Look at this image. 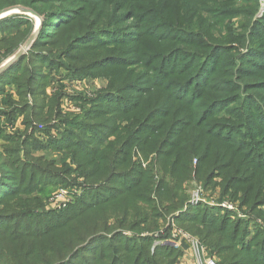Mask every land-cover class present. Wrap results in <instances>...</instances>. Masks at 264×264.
Returning a JSON list of instances; mask_svg holds the SVG:
<instances>
[{
  "label": "trees",
  "instance_id": "obj_1",
  "mask_svg": "<svg viewBox=\"0 0 264 264\" xmlns=\"http://www.w3.org/2000/svg\"><path fill=\"white\" fill-rule=\"evenodd\" d=\"M82 1L86 3L88 0ZM242 1L248 3L252 10L249 16L253 17L259 9V1ZM41 2L43 0H0V10L18 4L38 5V8ZM237 2L238 0H94V5L88 8L90 11L95 6L107 10L112 6H121L125 12L130 11L125 14L123 21L132 17L139 28L146 27L149 30L143 28L140 32L141 39L136 49L125 53L132 48L128 46L117 49L109 48L114 44L102 45L97 39L105 26L102 23L94 24L80 10L72 19H81L74 38H79L78 45L83 60L78 63L68 62V39L65 37L67 32H64L57 54L37 55L34 44L31 53L22 55L16 63L0 74V91L12 82L38 86L42 91L45 84L50 82V74L42 72L41 69L45 65L52 67L55 63L59 64V68L67 70L70 77L102 75L107 76L110 81L109 88L98 93L92 102V108H86L83 116L68 121V127L61 138H51L46 144L37 140L29 144L45 149H59L64 153L61 156L62 169L71 171V166L75 165L74 171L77 170L87 178L95 179L93 182L100 183L99 187L83 194L70 208L49 213L38 210L43 205L42 197L35 195L39 187L45 184L44 181L54 183L61 178L55 174L58 172L54 168V160L37 158V165L25 163L19 157L17 160H8L0 151V264H100L99 255H108L106 264H175L182 250L158 246L153 251L152 237L129 238L120 232H114L115 229L120 227L122 230L140 231L141 224L153 217L151 213H159V206L151 200L152 193L156 190L163 198L167 197L166 193H171L166 202L161 201L160 206L163 209L181 208L186 195L180 183L190 176L191 162L195 157L199 160L198 169L200 168L203 177L205 173L208 178L219 173L227 183L232 175L243 180L247 176L255 175L257 169L264 166V154L260 157L254 155L264 151V124L261 122L264 117V103L260 99L264 91V76H257L264 72V68H259L260 60L252 66L257 67L256 72L253 68L247 70L251 72V76H256L249 82L236 81L232 70L227 72L226 78H216L218 68L209 79L200 80L210 59L222 55L219 68L231 61L232 50L224 39H241V46H246V32L251 33V25L243 24L245 32L240 39L233 33L227 36L212 35L221 23L220 20L206 26L209 32L203 39L196 35L201 27L196 26L194 18L198 15L200 20L207 21L198 12L209 4L225 5V13L231 16ZM99 13L95 12L93 17ZM16 17L20 16L0 19V39L6 35L2 32L18 28L20 24L16 19L21 18ZM55 20L53 18L47 22L45 30L51 29V21ZM169 21L176 25L172 32L152 30L156 25L157 29L172 28ZM65 25L66 22H61L58 27ZM56 31L57 26L51 33ZM252 31L260 34L257 37L250 36L247 51H238L237 59L241 61L242 69L247 68L246 63L253 62L252 57L259 55L264 58V16L255 21ZM160 36L163 40L158 41ZM19 40L21 41L15 36L3 40L4 45L0 42V60L2 56L10 55L17 49ZM44 41L47 40L39 39V42ZM178 41L184 46H177ZM105 48L108 50L101 52ZM153 48L165 50L156 51ZM176 48H179V54L186 56L184 64L178 68L180 74L189 73L185 79L174 78L177 65L171 57L175 56ZM90 51L99 55L91 58L88 55ZM133 54L137 55L134 59H141L138 64L146 65L147 71L152 74L148 83L153 88L139 91L137 102L110 93L133 83L139 76L133 68H126L129 57ZM55 57L60 60L53 61ZM87 57L91 59L86 61ZM186 64L190 66L181 73L180 70ZM231 65L237 68L240 64L234 61ZM116 66L124 68L121 71L123 76L119 80L111 77L112 69ZM168 69L173 72L169 73ZM133 77L135 79L131 80ZM159 77H162V84H150ZM217 82L220 84L214 86L213 92L204 91ZM175 89L180 94L177 99H173L171 95ZM40 96L42 94L35 102L33 111L38 116H43L45 100ZM249 97L251 104L247 108ZM233 101L240 102L230 106ZM103 105L111 108L109 113L104 112ZM229 107L236 111L233 113L234 118H219V114L228 112ZM221 127L223 129L218 133ZM249 139L253 144L246 148ZM135 144L140 145L145 154L146 151H163L160 168L164 173L161 174L156 189L153 188V169L143 170L141 165L131 160ZM251 148L254 149L249 156ZM243 156H249L246 162H241ZM95 214L100 218L94 220ZM101 216L106 219L102 225H108L107 228H98ZM111 218L115 221V227L110 230L108 221ZM178 218L182 223H190V230L197 228V235V226L202 225L203 241L209 243L217 252L225 247L222 235L226 229L222 227V220L207 207L191 206L181 212ZM151 226L155 227V224ZM235 233L234 228L228 237L229 240L232 239L233 245H236L233 243ZM215 234L219 235L215 238V243L211 244L209 239ZM245 235L246 226L243 230V236ZM114 243L116 246L111 248ZM84 253H89L90 256ZM261 255H264V246L259 253L255 252L250 263L262 261Z\"/></svg>",
  "mask_w": 264,
  "mask_h": 264
},
{
  "label": "rangeland",
  "instance_id": "obj_2",
  "mask_svg": "<svg viewBox=\"0 0 264 264\" xmlns=\"http://www.w3.org/2000/svg\"><path fill=\"white\" fill-rule=\"evenodd\" d=\"M45 1L49 2L45 3ZM258 1L259 9L255 12L253 17L249 16V12L252 10L249 8L248 3L242 0H238L235 4L234 8L236 9L232 11L233 15L231 16L225 13L227 9L225 5L214 4L206 5L200 12H198V14H202L207 21L203 22V20L199 19L198 15L195 16L194 23L198 28L201 27V30L196 33V35L203 39H205V35L209 32L206 30V26L220 20H222L221 23L217 25L216 29L212 32V35L216 34L219 36L221 34L222 36H227L230 33H233L240 39V36H242L245 32L243 24L251 25V33L246 32V46H241V39H224L228 47L232 50L231 54L233 56L231 57V61L223 65L222 68H219V59L223 56L219 55L215 57V59H210L206 63L200 80L209 79L213 74H215L214 70L218 68L216 78H226L227 72L232 70L235 74V78H237L235 80L244 83L256 78V76H251V72H247V70L249 68H253V71L256 72L257 67L252 66L256 64L258 60L261 62L259 68H264V58L259 55L252 57L254 58L253 62L246 63L247 68L244 69L241 68V61L237 59L238 51L243 53L247 51L250 45V36L257 37V35L260 34L252 31V26L255 24V21L264 16V0ZM93 2L94 0H88L86 3L82 0H43L38 8H36L38 5L29 6L18 4L11 6L10 8H14V10L1 16L0 19L8 16H20L16 17L21 18L16 19L18 20L17 23L20 25H18L17 29L2 32L6 35L0 39V42L9 37L11 38L15 36L18 39H21V41L19 40L17 49L12 54L2 56L0 60V67L20 52L22 48H24L23 55L31 53L30 50L34 44H36L35 49L37 55L45 54V56H52L53 54H57L64 32H67L65 37L68 39V47L66 51L69 56L68 62L78 63L83 60L81 58L82 51L78 45L79 38H74L75 34L78 33L81 19H72L75 18L80 10H83L82 14L86 15V18L92 19L94 24L102 23V26H105L104 31H102L101 35L97 39L102 45L108 46L114 44L113 47L109 48L117 49L126 48L128 46L132 48L125 53L136 49L139 45L138 42L141 39L140 32H142L143 28L146 27L139 28L136 20L132 17H130L128 21H123L124 18H126L125 14L130 13V11L125 12V9L121 6H112L108 10L104 7L98 8L95 6L90 11L88 8L91 5H94ZM183 2H186V0H183ZM97 4H100V2ZM10 8L7 7L4 9L6 10ZM95 12L100 13L96 17H93ZM53 18L56 19L53 22L51 21L54 26L52 25L51 29L45 30V27L47 26L46 23L50 22ZM61 22H66V25L58 27ZM170 23L172 28L162 27L157 29L158 26L156 25L152 27V30H157L156 32H172L171 30L175 29L176 25L172 22ZM56 26L57 31L51 33ZM147 31L149 30L147 29ZM104 32L107 33L103 35ZM31 37H33V40L29 47H26L27 41ZM161 37L162 36L159 38ZM41 38L47 41L39 42V39ZM161 40H163V38L158 41ZM168 42H170V40ZM1 45H4V43L2 42ZM177 46L184 45L178 41ZM106 50H108V48H105L101 52H105ZM154 50L164 51L165 49L156 48ZM178 50L179 48L175 49V56L171 55V60L174 59L177 65V71L174 78L185 79L189 73L180 74L178 72V68L184 64V58L186 56L183 57L182 54L178 53ZM0 51H2V49ZM88 55H91V58H93L95 55L99 54L97 52L90 51ZM21 57L22 55L18 59ZM136 57V54L130 55V59L127 63L128 66L126 68H133L139 76L136 79L135 77L131 79H135L133 83L124 85L116 91H110V93H115L118 96L131 98L133 102H137L139 91L143 92L145 89L150 90L153 88L152 86H149L148 83L150 76L152 75L151 72L147 71L146 65L138 64V62H141V59H134ZM91 58L87 57L86 61ZM18 59L14 61V63H16ZM52 60L58 62L60 59L55 57ZM234 61L235 63L240 64L237 68L232 67L231 65ZM112 64H114V62H112ZM58 66L59 64L55 63L52 67H48V65L42 67V72H49L50 74V82L45 84L42 91H40L38 86L33 87V85H26L25 83L22 84L20 82L9 83L3 90L0 91V151L4 154V157L8 160H17L19 157L20 160L25 163H33L37 165H39L37 161H35L37 158H43V160L46 159L49 161L54 160V168L58 172H55V174L61 177L54 181V183H51V181H44L45 184H42L35 193L36 196L42 197L43 205L38 210L43 213L61 211L65 210V208L68 209L81 196H83V194L100 186L99 182H93L95 179L87 178L77 170L74 171L75 165L71 166L73 168L71 171H66L64 168L62 169L63 162L61 161V156L64 153L59 151V149H45L43 147L40 148L39 146H29L31 142L36 140L46 144L51 138H61L62 134L68 127V121L83 116L86 108L93 107L92 102L96 99L98 93L109 88L110 81L107 76L95 75L70 77L67 70L59 68ZM189 66V64H186L180 72L183 73ZM123 70L124 68L122 66L114 67L111 74L112 79L119 80L123 76V73L121 72ZM172 72L173 70L169 71V73ZM257 76H264V72ZM150 84H162V77H159L155 82ZM218 84H220V82L215 83V85H212L209 89H205L204 91L208 92L209 90L210 92H213L214 86ZM195 92L196 91H194V93ZM40 94H42L40 98L45 100V109L42 112L43 116H38L37 113L33 111V107L36 104L35 102L39 99ZM171 95L173 99H177L180 95L178 93V89H175ZM164 97L165 96H163V98ZM260 99L264 103V91L261 94ZM238 102L240 101H233L229 105L235 106ZM250 104L251 97H249L246 107L248 108ZM102 108L106 113H109L111 110L108 105H103ZM232 108L233 107H229L227 109L228 112L224 111V113H220L219 118L232 120L234 118L233 116H235L233 113H236V111H232ZM261 120L264 124V117H262ZM150 121L153 122V120ZM48 127L49 130H47ZM222 129L223 127H221L218 133H220ZM230 132L231 128L229 133ZM171 142L173 143V140ZM252 144V141L249 139L246 144V148H250ZM252 149L254 148L249 150V156ZM262 149L264 150V147ZM161 152L163 151H150V153L146 151L145 154L140 148V145L138 146L135 144L131 154V160L141 165L143 170L150 168L153 169L155 174L153 188L155 189L159 185L158 182L161 174L164 173L160 168L161 160L163 159ZM262 154H264V151L254 153V155L259 157ZM248 157L243 156L241 158V162H246ZM68 161L73 165L70 158H68ZM191 165L192 171L189 176L190 178L188 177V180L185 179L182 183H180L182 184L184 194L186 195V200L181 208L178 210L170 208L167 210L163 209V207L160 206L161 201L163 203L166 202L168 198L171 197V193H166L167 197L163 198L160 194H158V192H156V190L152 193L151 200L159 206L157 207L159 208V213H155L153 215L150 212L153 217L150 218V221L146 220L141 224L142 229L140 231L133 229L122 230L119 227L116 228L114 232H120L129 238L137 236L152 237L154 239V244L152 245L151 250L153 251L158 246L172 247L177 250H182V254L180 251V254L175 260V264H193L195 262L192 244L188 236L199 240L206 247L207 253L217 260V264H264V255H261L262 261L250 263L252 256L255 255V252L259 253L260 249L264 246V166L259 167L255 172V175L247 176L243 180L234 178L232 175L227 183V180L223 179L219 173H214L211 178H208L207 173H205V177H203L200 173V168L198 169L199 160L196 157L193 158ZM238 172L239 170L237 173ZM233 174H235V171ZM167 180L169 186V177ZM195 192L200 193L201 199L193 203L192 200ZM61 194L63 196L58 198ZM200 205L207 207L210 211H213L216 217H220V220H222V227L226 229L224 235H222L225 247H223V249L219 252H217L215 248L211 247L209 243L207 244L203 241L202 238L204 236V229L202 225L197 226L199 228V235H197V228L190 230V223H182V221L178 218L180 213L186 211L187 208ZM97 218L99 219L100 217L95 214L94 220ZM101 218L102 220L98 222V228H107L108 225H102L106 219L103 216H101ZM108 223L110 230L115 227V221L112 220V218L108 221ZM151 224H155V227H152ZM244 226H246L245 236H243ZM234 228L236 229V238L233 243L237 246L233 245L231 243L232 239L229 240L228 238ZM109 235L111 236L112 233ZM218 235L219 234H215L211 237L209 242L214 244V240ZM115 246L116 244L114 243L111 245V248H114ZM84 254L88 255V257L90 256L89 253ZM108 258V255H99L100 264H106L108 262Z\"/></svg>",
  "mask_w": 264,
  "mask_h": 264
},
{
  "label": "built area",
  "instance_id": "obj_3",
  "mask_svg": "<svg viewBox=\"0 0 264 264\" xmlns=\"http://www.w3.org/2000/svg\"><path fill=\"white\" fill-rule=\"evenodd\" d=\"M62 196L63 195L61 194L58 196V198H61ZM200 199H201L200 193L195 192L192 202L195 203L199 201ZM188 238L192 244V251H193L194 260H195L193 264H217V260L213 256H210L207 253L206 247L199 240L191 236H188Z\"/></svg>",
  "mask_w": 264,
  "mask_h": 264
},
{
  "label": "water",
  "instance_id": "obj_4",
  "mask_svg": "<svg viewBox=\"0 0 264 264\" xmlns=\"http://www.w3.org/2000/svg\"><path fill=\"white\" fill-rule=\"evenodd\" d=\"M12 10H14V8L6 9V10H5V9H4V10H0V17L3 16V15H5V14H7V13H9V12H11ZM31 11H32V10H31ZM32 40H33V37H31V38L27 41L26 47H27V46L29 47V45L31 44ZM23 53H24V48H22V49L20 50V52H18L13 58L9 59L5 64H3V65L0 67V74H1L2 72H4L8 67H10V66L14 63V61H16L21 55H23ZM0 175H1V174H0Z\"/></svg>",
  "mask_w": 264,
  "mask_h": 264
},
{
  "label": "crops",
  "instance_id": "obj_5",
  "mask_svg": "<svg viewBox=\"0 0 264 264\" xmlns=\"http://www.w3.org/2000/svg\"><path fill=\"white\" fill-rule=\"evenodd\" d=\"M191 258H192V255H191ZM192 260V259H191Z\"/></svg>",
  "mask_w": 264,
  "mask_h": 264
}]
</instances>
